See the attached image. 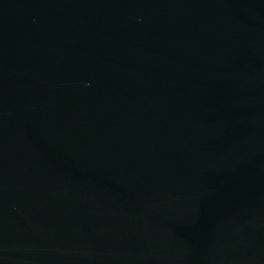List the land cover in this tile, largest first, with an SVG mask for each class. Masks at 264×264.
Masks as SVG:
<instances>
[{
  "label": "water",
  "instance_id": "water-1",
  "mask_svg": "<svg viewBox=\"0 0 264 264\" xmlns=\"http://www.w3.org/2000/svg\"><path fill=\"white\" fill-rule=\"evenodd\" d=\"M0 264H264V0H0Z\"/></svg>",
  "mask_w": 264,
  "mask_h": 264
}]
</instances>
